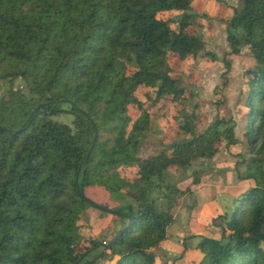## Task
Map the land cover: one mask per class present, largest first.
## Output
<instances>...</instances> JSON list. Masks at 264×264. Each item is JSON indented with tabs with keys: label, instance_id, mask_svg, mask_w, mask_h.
<instances>
[{
	"label": "trees",
	"instance_id": "obj_1",
	"mask_svg": "<svg viewBox=\"0 0 264 264\" xmlns=\"http://www.w3.org/2000/svg\"><path fill=\"white\" fill-rule=\"evenodd\" d=\"M241 2L226 30L229 55L248 47L255 62L240 108L242 138L232 119L201 129L187 116L174 124L177 141L141 156L153 127L141 89L166 113L175 110L192 95L182 69L200 55L217 58L198 33L206 17L193 0H0V90L11 84L0 95V264H161L155 251L178 211L191 206L203 173L172 184L171 172L239 144L246 147L240 179L250 187L216 219L220 239L202 238L192 264H264V0ZM63 114L72 125L54 120ZM158 191H167L165 206ZM90 210L124 224L102 243L84 234Z\"/></svg>",
	"mask_w": 264,
	"mask_h": 264
},
{
	"label": "rangeland",
	"instance_id": "obj_2",
	"mask_svg": "<svg viewBox=\"0 0 264 264\" xmlns=\"http://www.w3.org/2000/svg\"><path fill=\"white\" fill-rule=\"evenodd\" d=\"M212 2L214 4L218 3V9L216 8L214 11H218L219 13L215 16H209L207 13H210L211 11L201 9L202 5H199L197 8L195 7V10L206 17L204 20L198 22L196 28L206 42L207 51L215 54L217 58L213 59L211 56L203 57L200 55L196 61H190V64L185 66L182 69V72H180L183 76L182 86L187 88L189 93L192 94L190 100L175 104L174 109L176 111L172 110L173 108L171 106L172 109L170 112L166 113V111L162 109L161 104L156 103L155 100L151 98L150 95L154 97V92L148 89H143L139 92L140 100L145 102L153 114V127L143 142L144 147L140 154L141 156L156 154L160 150L167 148L170 144L177 141V132L173 130L174 124L176 128H179L181 124L186 121L187 116H189L188 120H190V122L198 124L201 129L207 127L217 117L227 120L235 117L237 119V123L235 122L237 126L236 135L239 139L242 138L244 132V127H242V125L244 123L245 115H241L243 112L240 111V108L244 103L246 73L249 69L255 67V62L251 58L248 47H244L239 55H229L231 49L227 40L226 30V19L233 15L234 7L242 8V2L241 0H209L210 5ZM228 65H230V68L227 69ZM20 84L21 81L18 80L15 83V86H19ZM10 85L11 84L9 83L2 84L0 90L1 97L6 94ZM173 114H175L174 118L177 117V119L174 120V118L171 117ZM193 115L195 117L194 121L191 118ZM54 120L72 125L74 117L70 114H63L55 117ZM245 154L246 147L244 144L233 146L230 151L222 149V151L212 160L203 161L198 164L196 168L190 169L187 172H171V179L169 181L172 184L180 183L185 180L187 182L188 176L190 177L193 172L202 171L203 173L200 175L201 180L204 178L207 179L208 177L210 181L215 180L222 184H230L232 182L233 185H236V182H240L241 180L240 176L246 171V167L242 165V159L240 157V155L244 156ZM220 171H225V173L220 176L215 174ZM166 193L167 191L163 194H159L158 191L154 196L157 199V203L161 206H165L167 203V199H165ZM240 195L241 194H238L237 197H233L237 200ZM92 198L96 199L99 203L102 202V200L96 195L92 196ZM189 198L190 201L193 199L192 196H189ZM216 198L224 208V212L220 216L230 214L234 209V205H232L233 198L225 193H219ZM159 199H161L160 202ZM200 199L201 201H204L209 200L210 198L203 193L199 195V200ZM111 206L113 209L120 207L118 205ZM197 211L198 215L203 214L199 209ZM191 213L189 207L186 206L181 208L176 215V225L174 224V226L171 227L170 234L173 239H178L180 245L182 244V241L187 240V238H179V233L181 236L183 235L182 237H184V235H187L185 237H189L190 235L189 232H184L182 228L191 230L189 220ZM216 219L212 220V223L208 226V231L205 233L210 237L219 238V221ZM123 224L124 223L120 222L115 225V227H112L111 231H113V233L106 232L105 234L107 235L104 236L105 240L101 242L105 243L106 240L111 239L110 236L118 232ZM125 224H127V221ZM89 226L93 232L95 227L92 225ZM180 228L181 232H179ZM201 240V238H198L197 244H199ZM164 249L166 248H161L159 252L160 255L163 254L162 251ZM98 251L101 252L102 248ZM178 252L179 251H177V253ZM94 258L93 252L87 255V260H93ZM95 264L103 263L97 261Z\"/></svg>",
	"mask_w": 264,
	"mask_h": 264
},
{
	"label": "crops",
	"instance_id": "obj_3",
	"mask_svg": "<svg viewBox=\"0 0 264 264\" xmlns=\"http://www.w3.org/2000/svg\"><path fill=\"white\" fill-rule=\"evenodd\" d=\"M193 0V8L194 11L197 12L198 14H201L200 12H198L197 10H195V7L197 8L199 5H202L203 10H208L211 11L209 14V16H215L217 15L219 12L218 11H214L216 8L218 9V3L214 4L213 2L209 3V0ZM220 5V4H219ZM214 11V12H212ZM214 13V14H213ZM202 15V14H201ZM143 89H141L142 91ZM245 98V97H244ZM243 113L245 115V109H243ZM234 120V122L237 123V119L235 117L233 118H229ZM225 173V171H220L218 173H215L216 175L220 176L221 174ZM205 179V178H204ZM201 180L200 184L193 186L191 188L192 191V200L190 201L189 198V203H190V225H191V230H187L185 228H182L184 232H189L190 235L189 237H185L187 235H184V237H182L179 233V238L184 239L187 238V240H183L182 244L180 245L178 242V239L175 238L173 239L171 234H170V230L171 227L168 230V239L167 241L163 244V246L161 248H166L164 249L162 252L163 254L160 255L159 252L161 250L158 249L155 251L158 261L161 264H171L174 263L175 264H192L193 261H197L200 258L199 252L195 250V248L197 247V239L198 238H213V239H220L221 237V229L219 228V232H220V237H210L208 236L205 232L208 231V226L210 223H212V220H215L217 217H219L220 215L223 214L224 212V208L223 205H221L219 203V200L216 198V196L219 193H225L227 195H229L230 197L233 198V204L235 206L236 200L233 196L237 197L238 194H242L243 192H245V190L247 188H249L250 186L248 182H244L241 181L240 182H236V185H233V183L231 182L230 184H222L219 181H215L212 180L210 181L207 177V179L205 180ZM248 184V185H247ZM207 197H209V200H204L201 201V199L199 200V195L203 194ZM199 194V195H198ZM190 196V197H191ZM113 200V199H111ZM114 205V204H111ZM200 210L203 212V214L198 215V211ZM197 211V212H196ZM89 216H91V219L89 218L88 220L85 221L86 225H92L95 227V230H93V232L91 231V227L89 226V228L85 229L84 228V234L86 236H96L98 240L103 241L105 240L104 236L107 235L105 233H103V229L107 228V232H112L111 228L115 227V224H110L111 223V218L109 216H105V217H101V215L98 214V211L96 210H90L89 211ZM91 214V215H90ZM99 217V218H97ZM216 217V218H215ZM176 225V224H175ZM174 226V225H173ZM181 228L180 231L181 232ZM120 231V230H119ZM218 232V233H219ZM116 233H114L113 235H111L110 237L112 238L114 235H116ZM192 236V237H190ZM108 240H106L107 242ZM196 241V242H194ZM104 243V242H103ZM185 246L188 247V250H185ZM101 248L98 249H94L92 252L94 253V257L97 258L98 256H100L101 252L98 251ZM103 250V248H102ZM106 250V248H105ZM181 250V251H180ZM177 251H179L177 253ZM90 252V253H92ZM100 252V253H99ZM161 257V259H160ZM102 259L98 260L101 261ZM104 261V260H103ZM105 262V261H104ZM105 264H107L105 262Z\"/></svg>",
	"mask_w": 264,
	"mask_h": 264
},
{
	"label": "water",
	"instance_id": "obj_4",
	"mask_svg": "<svg viewBox=\"0 0 264 264\" xmlns=\"http://www.w3.org/2000/svg\"><path fill=\"white\" fill-rule=\"evenodd\" d=\"M0 129H2V128H0ZM82 197L87 201V202H89L90 204H92L93 206H96V207H98V208H100V209H102V210H105V211H109V209H107V208H104V207H102V206H99V205H97V204H95L91 199H89L87 196H85V195H82ZM132 219V218H131ZM124 232H125V229L109 244V245H107V247H106V250H109L117 241H118V239L124 234Z\"/></svg>",
	"mask_w": 264,
	"mask_h": 264
},
{
	"label": "built area",
	"instance_id": "obj_5",
	"mask_svg": "<svg viewBox=\"0 0 264 264\" xmlns=\"http://www.w3.org/2000/svg\"><path fill=\"white\" fill-rule=\"evenodd\" d=\"M101 262H102L103 264H105V262H104L103 260H101Z\"/></svg>",
	"mask_w": 264,
	"mask_h": 264
}]
</instances>
